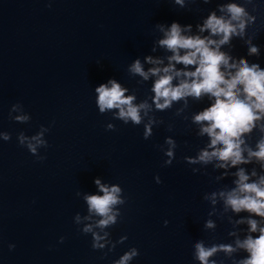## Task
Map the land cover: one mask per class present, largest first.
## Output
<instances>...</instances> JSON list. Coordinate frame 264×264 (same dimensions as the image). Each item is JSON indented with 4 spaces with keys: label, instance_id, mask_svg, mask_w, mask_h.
<instances>
[{
    "label": "clouds",
    "instance_id": "9594fccd",
    "mask_svg": "<svg viewBox=\"0 0 264 264\" xmlns=\"http://www.w3.org/2000/svg\"><path fill=\"white\" fill-rule=\"evenodd\" d=\"M175 3L183 6L184 0H175ZM220 11L226 15L217 16L213 12L202 25H198L200 33H209L203 37L185 34L191 32V25L185 28L176 22L168 28L158 25L157 27L163 33V38L158 41V44L171 53L167 57V65L160 67L164 61L149 56L145 58V62L155 65L154 67L145 71L141 61L137 59L129 66L128 71L145 81L150 77H156L151 91L154 93L152 103L158 111L171 108L173 102L184 101L187 105L189 97L195 100H200L204 96L214 99L209 107L192 117V122L200 125L198 135H207L209 143L198 152L195 158L186 157L189 163L207 165L216 161L214 165L216 168L227 169L251 163L255 159L264 168V137L257 141L256 150L248 147L244 139L245 134H250L257 127V121L264 118V69H261L258 64L250 65L243 58L235 61L230 55L221 51V46L229 44L233 36L244 37L247 26L245 18L248 14L243 7L235 3L221 6ZM213 37H219V39H213ZM246 43L249 45V55L259 54V48L252 44L251 40ZM176 65H183V68L177 69ZM190 68L194 70H189ZM127 91L128 89L122 87L115 79H110L106 84H100L95 89L99 112L103 114L115 110L116 119L125 124L131 122L133 125H140L144 117H147L152 110V105L147 101L135 103L136 96L125 95ZM21 108V105L16 104L12 106L11 111L15 112ZM13 119L18 123H26L29 117L17 115ZM155 123L154 118H149V123L145 125L144 139L152 135V125ZM107 129L115 130V126L108 124ZM260 130L264 132V124L260 125ZM45 131L47 129H42L30 138L21 133L18 137L19 143L35 155L38 146H47V142L42 138ZM0 135L4 140L10 139L8 133ZM165 142L170 146L165 152L170 159L164 163L170 165L176 144L171 138H167ZM245 152L247 156L244 155ZM43 159L45 157H40V160ZM235 176L237 179L234 181V188L221 190L218 194L213 192L210 197L205 198L211 199V202L215 204L216 197L219 195L226 210L230 209L234 213L247 212L264 218V175L250 182V175L245 169L239 168ZM251 176H257L255 169ZM156 181L161 182L158 176ZM94 183L102 195L84 196L89 213V216L84 219H91L93 215L99 217L95 227L104 230L117 224V218L121 213L116 206L123 205L126 201L121 198L122 190L119 186L102 184L100 179H96ZM75 219L77 223L81 221L79 215ZM237 223H247L250 234L243 240L237 239L235 247L230 244L205 247L203 242H197L194 245V257L199 264H216L214 260L210 261V258L218 252L231 256L238 250H243L247 256L235 261L234 264H264V227H260L258 221L251 216L242 218ZM205 228H215L214 222L207 221ZM81 231L92 235L94 250L105 247V243H100L102 240L108 242L109 233L105 231L103 235H100L93 230L92 224L85 225ZM257 232L259 233L257 236L251 235ZM230 234L235 235V233ZM63 239L61 237V242ZM114 247L115 244L112 245V248ZM137 254V250L132 248L115 264H128Z\"/></svg>",
    "mask_w": 264,
    "mask_h": 264
}]
</instances>
